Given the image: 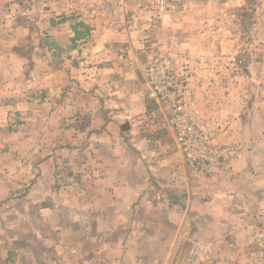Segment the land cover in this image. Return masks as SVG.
<instances>
[{"label":"crops","instance_id":"0c3cea01","mask_svg":"<svg viewBox=\"0 0 264 264\" xmlns=\"http://www.w3.org/2000/svg\"><path fill=\"white\" fill-rule=\"evenodd\" d=\"M101 1H49L62 59L41 44L42 98H25L38 85L0 38V99L13 103L0 112V264H174L181 236L203 264H264L261 183L249 190L242 158L225 178L190 169L172 106L148 96V64L184 52L193 34L171 22L144 41L120 13L94 12Z\"/></svg>","mask_w":264,"mask_h":264},{"label":"rangeland","instance_id":"374dc122","mask_svg":"<svg viewBox=\"0 0 264 264\" xmlns=\"http://www.w3.org/2000/svg\"><path fill=\"white\" fill-rule=\"evenodd\" d=\"M17 1L13 4L15 0H0V38L6 36L5 33L9 35L3 38L6 46L19 47L23 65L33 79V75L38 74L34 66L42 67L45 60L39 59L47 54L41 44L44 42L51 47L46 30V22L50 18L46 6H50V0ZM101 2L104 5L92 6L94 12H103L107 8L108 14L109 11L120 13L126 19L124 24L140 31L144 41L151 42L153 39L157 43V36L161 38L162 35L161 29L171 22L181 27L179 33L189 30L193 34L191 39H181L185 43V53L178 51V55H172L175 60L170 58L178 69L187 70L192 86L191 95L180 97L179 102L198 113L206 132L215 144L226 148V152L221 156L223 166L214 174L192 170L208 177L225 178L233 174L231 160L242 158L248 167L247 177L253 180L249 190L256 192L258 188L255 187L258 186L255 182L261 183L260 209L263 213L255 222L262 229L263 239L264 0H139V4L138 0ZM115 25L114 22L112 26ZM15 27L19 29L17 35L14 30L13 33L11 31ZM28 30L32 32L31 39ZM51 48L57 59H62L61 50H57L55 45ZM39 81V77L32 81V86L37 84L38 88L24 91L26 94L30 91L25 97L29 101L42 98L44 89L40 88ZM3 101L0 99V112L7 105H13L8 97ZM16 122L17 118H11L5 123L14 128ZM181 237L174 245L173 263L193 264V238Z\"/></svg>","mask_w":264,"mask_h":264},{"label":"built area","instance_id":"2783aa9c","mask_svg":"<svg viewBox=\"0 0 264 264\" xmlns=\"http://www.w3.org/2000/svg\"><path fill=\"white\" fill-rule=\"evenodd\" d=\"M149 85L148 96L159 105L172 106L170 122L181 146L186 165L194 170L214 174L223 166L221 158L226 148L214 143L200 122L198 113L180 101L191 95V83L187 70L178 69L171 59L151 62L146 68ZM193 264H203L200 246L193 244Z\"/></svg>","mask_w":264,"mask_h":264},{"label":"water","instance_id":"95a60500","mask_svg":"<svg viewBox=\"0 0 264 264\" xmlns=\"http://www.w3.org/2000/svg\"><path fill=\"white\" fill-rule=\"evenodd\" d=\"M123 128H125V129L129 128V123L126 122V123L123 125Z\"/></svg>","mask_w":264,"mask_h":264},{"label":"trees","instance_id":"16d2710c","mask_svg":"<svg viewBox=\"0 0 264 264\" xmlns=\"http://www.w3.org/2000/svg\"><path fill=\"white\" fill-rule=\"evenodd\" d=\"M79 33H77V35H78Z\"/></svg>","mask_w":264,"mask_h":264}]
</instances>
